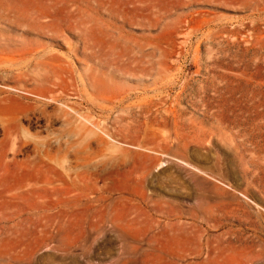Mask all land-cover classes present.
I'll use <instances>...</instances> for the list:
<instances>
[{"label": "rangeland", "instance_id": "1", "mask_svg": "<svg viewBox=\"0 0 264 264\" xmlns=\"http://www.w3.org/2000/svg\"><path fill=\"white\" fill-rule=\"evenodd\" d=\"M0 264H264V0H0Z\"/></svg>", "mask_w": 264, "mask_h": 264}]
</instances>
